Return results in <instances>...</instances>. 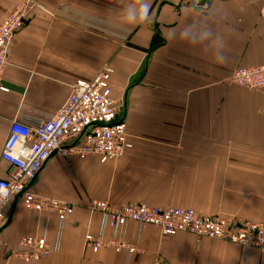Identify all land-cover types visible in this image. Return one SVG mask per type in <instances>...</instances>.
Masks as SVG:
<instances>
[{
    "label": "crops",
    "instance_id": "1",
    "mask_svg": "<svg viewBox=\"0 0 264 264\" xmlns=\"http://www.w3.org/2000/svg\"><path fill=\"white\" fill-rule=\"evenodd\" d=\"M17 1L0 0V22ZM38 1L46 9L14 37L4 75L10 91H0V179L11 170L2 159L11 121L55 114L76 81L106 64L114 95L125 100L131 146L105 163L52 157L33 191L74 205L61 250L32 262L12 254L26 235L45 233L53 243L58 227L55 215L16 202L0 229V264H264L258 248L136 222L126 238L139 252H94L85 241L101 230L93 199L264 222V91L232 81L239 68L264 64V0Z\"/></svg>",
    "mask_w": 264,
    "mask_h": 264
},
{
    "label": "built area",
    "instance_id": "2",
    "mask_svg": "<svg viewBox=\"0 0 264 264\" xmlns=\"http://www.w3.org/2000/svg\"><path fill=\"white\" fill-rule=\"evenodd\" d=\"M45 6L38 0H19L0 22V91L9 92L4 75L9 64L14 37L25 27L36 10ZM114 69L104 65L90 80L75 82L66 103L55 114L38 118L20 116L11 121L9 134L2 150V159L10 167L6 178L0 179V229L6 221L7 208L20 202L25 208L55 215L58 220L53 243L47 234L26 235L12 254L26 262L38 261L60 252L62 230L74 212V205L66 200L41 195L33 191V183L46 163L54 156H75L81 159L99 156L105 161L116 160L131 146L128 128L122 112L123 97L113 93ZM232 81L237 85L264 91V64L236 70ZM90 209L102 216L98 234L88 233L85 241L94 252L109 247L120 252L141 251L138 243L127 240L130 222L140 228L152 225L164 235L190 232L198 237H210L241 244L248 249L264 251V222L240 220L234 217L205 214L179 206L158 207L129 202L115 205L107 200L93 199ZM111 237L106 239V230ZM156 264H167L158 261Z\"/></svg>",
    "mask_w": 264,
    "mask_h": 264
},
{
    "label": "clouds",
    "instance_id": "3",
    "mask_svg": "<svg viewBox=\"0 0 264 264\" xmlns=\"http://www.w3.org/2000/svg\"><path fill=\"white\" fill-rule=\"evenodd\" d=\"M151 7L150 3L149 4H146V5H141L140 8H139V21L140 22H143L146 18H147V15H148V11H149V8ZM134 20V17L132 16L131 13H128L127 14V21L129 23H132ZM188 37V32L185 31L181 34V38L184 39V38H187ZM0 191H5L2 186H0Z\"/></svg>",
    "mask_w": 264,
    "mask_h": 264
},
{
    "label": "rangeland",
    "instance_id": "4",
    "mask_svg": "<svg viewBox=\"0 0 264 264\" xmlns=\"http://www.w3.org/2000/svg\"><path fill=\"white\" fill-rule=\"evenodd\" d=\"M99 158H100V157H99ZM100 161L103 162V163L107 162V161L103 160L102 158H100Z\"/></svg>",
    "mask_w": 264,
    "mask_h": 264
},
{
    "label": "bare ground",
    "instance_id": "5",
    "mask_svg": "<svg viewBox=\"0 0 264 264\" xmlns=\"http://www.w3.org/2000/svg\"><path fill=\"white\" fill-rule=\"evenodd\" d=\"M240 86V85H239Z\"/></svg>",
    "mask_w": 264,
    "mask_h": 264
}]
</instances>
